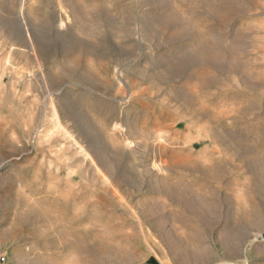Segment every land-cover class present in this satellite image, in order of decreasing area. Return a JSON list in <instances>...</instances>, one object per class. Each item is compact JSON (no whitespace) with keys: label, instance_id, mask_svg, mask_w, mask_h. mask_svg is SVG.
Wrapping results in <instances>:
<instances>
[{"label":"rangeland","instance_id":"1","mask_svg":"<svg viewBox=\"0 0 264 264\" xmlns=\"http://www.w3.org/2000/svg\"><path fill=\"white\" fill-rule=\"evenodd\" d=\"M0 264H264V0H0Z\"/></svg>","mask_w":264,"mask_h":264},{"label":"bare ground","instance_id":"2","mask_svg":"<svg viewBox=\"0 0 264 264\" xmlns=\"http://www.w3.org/2000/svg\"><path fill=\"white\" fill-rule=\"evenodd\" d=\"M46 21H44V23H45ZM45 24H47V23H45ZM49 24V23H48ZM48 26V25H47ZM206 70V69H205ZM208 70V69H207ZM202 74V73H201ZM191 88V87H190ZM199 88V87H198ZM194 89V88H193ZM200 89V88H199ZM195 91V90H194ZM196 91H197V89H196ZM195 91V93L197 94V93H200V92H196ZM202 94H204V92H202ZM198 95V94H197ZM201 96V95H200ZM203 96V95H202ZM51 102V101H50ZM50 113H51V118H53V120H55L56 122H55V124L59 127V130L62 132V133H64V136H67L68 135V132L62 127L61 128V125L59 124V122H58V118H57V112H56V110H55V108H54V106H52L51 105V108H50ZM24 122H25V125H22V128H23V130H24V127H26L27 126V124L30 122V117L29 116H25V118H24ZM56 128V127H55ZM59 130H58V132H59ZM13 133V132H12ZM69 139H71V136L69 137ZM76 142V141H75ZM74 142V143H75ZM73 143V144H74ZM77 143V142H76ZM78 144V143H77ZM74 147V146H73ZM77 147V146H76ZM81 147V146H80ZM75 149V148H74ZM82 150L83 148H79V150ZM78 150V151H79ZM83 152V151H82ZM81 153V152H80ZM84 153V152H83ZM85 154H86V152H85ZM79 155V154H78Z\"/></svg>","mask_w":264,"mask_h":264}]
</instances>
